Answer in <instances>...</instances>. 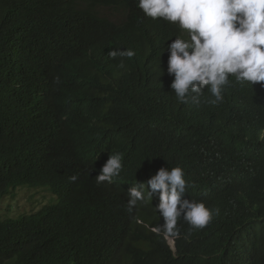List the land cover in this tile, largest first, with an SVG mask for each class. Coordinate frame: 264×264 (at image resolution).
Wrapping results in <instances>:
<instances>
[{"label": "trees", "instance_id": "obj_1", "mask_svg": "<svg viewBox=\"0 0 264 264\" xmlns=\"http://www.w3.org/2000/svg\"><path fill=\"white\" fill-rule=\"evenodd\" d=\"M120 1L0 0V204L21 186L57 196L0 219V264H264V87L230 77L222 102L207 89L180 102L164 63L177 29ZM119 48L136 54L107 55ZM114 150L127 179L181 166L186 194L220 214L203 229L178 220L175 254L151 206L121 201L103 230L92 168Z\"/></svg>", "mask_w": 264, "mask_h": 264}, {"label": "clouds", "instance_id": "obj_2", "mask_svg": "<svg viewBox=\"0 0 264 264\" xmlns=\"http://www.w3.org/2000/svg\"><path fill=\"white\" fill-rule=\"evenodd\" d=\"M120 5L144 19L168 22L177 29L178 35L167 44L164 63L169 87L180 102L187 103L191 97L192 103L199 106L207 89L212 98L205 102L216 105L224 100V90L232 83L230 77L241 84L264 87V0H121ZM108 17L119 21L113 15ZM135 54L130 48L107 53L112 59H130ZM120 66H124L122 61ZM79 103L73 102L75 125L83 129L86 110ZM80 162L86 167L83 160ZM125 169V155L118 150L108 152L102 163L92 168L98 196H107L110 202L109 210L97 223L103 230L106 214L124 209L119 205L121 201L127 202L129 211L137 205L151 206L164 221L160 228L166 234L156 228L151 230L163 235L175 254L176 240L183 237L178 220L186 221L190 230L203 229L213 224L214 215L220 214L219 208H209L186 194L191 184L181 166L161 167L148 180L124 178ZM47 191L57 203V196L48 188ZM137 219L141 224L146 222Z\"/></svg>", "mask_w": 264, "mask_h": 264}, {"label": "rangeland", "instance_id": "obj_3", "mask_svg": "<svg viewBox=\"0 0 264 264\" xmlns=\"http://www.w3.org/2000/svg\"><path fill=\"white\" fill-rule=\"evenodd\" d=\"M33 199L35 201L34 204L31 203ZM48 202L53 203L54 199L50 197L46 187L36 189L30 186H23L15 192L10 191L5 200L1 202L0 219L5 216L16 218L22 214L37 211ZM9 206L11 207L10 211H8Z\"/></svg>", "mask_w": 264, "mask_h": 264}]
</instances>
